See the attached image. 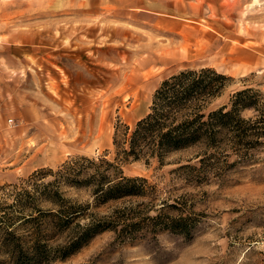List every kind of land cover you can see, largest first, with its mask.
Returning a JSON list of instances; mask_svg holds the SVG:
<instances>
[{
  "label": "rangeland",
  "instance_id": "1",
  "mask_svg": "<svg viewBox=\"0 0 264 264\" xmlns=\"http://www.w3.org/2000/svg\"><path fill=\"white\" fill-rule=\"evenodd\" d=\"M201 67L230 78L211 106L243 87L264 95V0H0V186L74 155L110 158L114 124L142 117L161 79ZM199 150L171 153L161 167L123 164V174L147 179L151 194L87 210L107 215L151 200L153 215L164 200L177 208L161 212L194 219L191 238L135 232L127 242L104 230L42 264H264V149L223 182L187 184L171 170L195 163ZM62 190L90 201L84 189Z\"/></svg>",
  "mask_w": 264,
  "mask_h": 264
},
{
  "label": "trees",
  "instance_id": "2",
  "mask_svg": "<svg viewBox=\"0 0 264 264\" xmlns=\"http://www.w3.org/2000/svg\"><path fill=\"white\" fill-rule=\"evenodd\" d=\"M229 79L209 67L178 70L159 81L142 117L131 126L114 124L110 158H105L106 153L95 158L74 155L54 169L39 168L17 183L1 185L0 264L64 259L104 230L127 242L134 241L135 232L139 236L167 232L191 238L194 219L182 212H161L177 208L164 200L153 209V215L147 214L154 206L151 200L122 205L107 215L95 216L87 210L151 194L153 186L145 177L123 174L121 166L129 162L148 165L154 160L161 167L169 154L199 145L195 163L171 170L191 185L206 184L211 178L223 182L228 169L253 163L254 154L264 149V95L243 87L233 91L226 103L211 106ZM244 110L250 115L243 116ZM229 156L234 158L227 162ZM63 188L84 189L90 201L79 203L66 197ZM79 219L88 220L80 224ZM65 231L62 243H51Z\"/></svg>",
  "mask_w": 264,
  "mask_h": 264
}]
</instances>
